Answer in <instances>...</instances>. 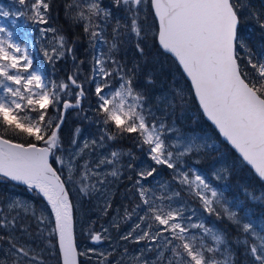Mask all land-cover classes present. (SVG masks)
Segmentation results:
<instances>
[{"label":"snow or ice","instance_id":"snow-or-ice-1","mask_svg":"<svg viewBox=\"0 0 264 264\" xmlns=\"http://www.w3.org/2000/svg\"><path fill=\"white\" fill-rule=\"evenodd\" d=\"M148 2L158 25L154 31L141 17L146 0H113L125 13V22L116 19L114 24L112 11L102 7L100 0H66L63 9L69 27H81L88 38L91 57L86 75L85 60H78L75 54L76 41L50 23L53 0H13L15 10L0 4V183L22 186L45 202V209L38 211L27 200L0 193V229L7 230L0 241L8 244L0 264H45L44 250L37 251L16 235L19 230L32 238L28 225L18 223L29 216L36 221V239L47 241L49 250L58 248L61 264H81L80 257L89 261L96 257L95 264H236L234 246L243 247L246 264H264V220L257 224L240 202L234 207L244 215H238L223 200V193L186 161L212 145L195 135L177 134L171 139L167 134L175 129L155 117L149 96L135 83L139 63L129 68L117 58L121 46L132 41L144 57L142 42L151 31L162 52L174 59L190 81L203 115L238 153L240 163L250 166L264 181V59H254L238 34L244 18L255 20L264 29V13L256 11L251 0ZM20 20L40 26L41 40L48 43L43 56L50 64L72 60V69L64 78L53 79L34 63L36 49L28 32L17 23ZM238 47L245 50L244 57L238 54ZM85 83L93 87L95 98L87 110L83 107L89 95ZM147 83H153L150 74ZM177 98L183 101L182 90H174L171 99L159 98L158 105L174 109ZM69 109L78 110V117L99 126L98 138L81 140L83 130L77 127L65 146L61 131ZM133 133L152 163L135 170L136 178L127 190L136 201L131 209L125 206L123 217L116 211L124 221L136 218L119 240L143 247L131 252L124 247L118 259H114L117 248L111 243L105 250H80L76 209L67 185L77 184L84 197L98 193L104 200L101 214L107 215L112 208L105 189L107 177L118 178L121 167L134 170L132 163L121 165V157H136L120 150H112L94 164L84 157L105 147V141ZM106 166L110 171H101ZM160 166L171 170L170 180L157 179ZM182 192L198 200L200 209L191 208ZM203 213L225 217L237 235L230 239L227 230L208 227ZM117 217L111 227L118 230ZM86 232L93 245L111 241L109 228L103 225L100 231L90 226ZM50 237L55 238V245Z\"/></svg>","mask_w":264,"mask_h":264},{"label":"trees","instance_id":"trees-1","mask_svg":"<svg viewBox=\"0 0 264 264\" xmlns=\"http://www.w3.org/2000/svg\"><path fill=\"white\" fill-rule=\"evenodd\" d=\"M66 0H53L52 6V19L50 21L53 27L61 29L67 34L71 40L76 41V56L78 60H85L83 69L85 75L88 72L89 64L87 61L91 57V52L89 51V42L87 36L83 33L82 28L78 26L69 27L68 22L65 19L63 4ZM102 7L108 8L112 11L113 19L112 23H115L116 19H120L121 23L125 22L124 15L120 8H116L113 4V0H100ZM251 4L256 11L264 13V4L259 0H251ZM148 13L153 20L154 29L157 23L154 19L151 7H148ZM108 34L110 38L111 26L108 28ZM239 36L243 40L244 44L248 49L251 50L254 59H264V29H260L255 20L250 18L242 19V23L239 29ZM44 40H41V44ZM40 41L37 42V50ZM153 51H156L157 55H151V53L145 52V56L141 57L135 50L134 41L126 42L121 46V50L118 53V59L127 63V66L131 68L133 63H139L140 70L137 73V79L135 83L142 84V90H145L150 98V102H154V97L159 98L167 96L171 99L174 95V90H182L184 99L181 101L179 98L175 101V108H167L164 111L167 114V120L173 123L175 131L173 134L177 136L187 135V136H199L207 139V143L212 145V147L204 150L199 156H189L186 157V161L189 165L196 166L201 174L206 176L208 181L216 188L218 191L223 193V200L229 202L228 206L234 211H238V215L243 216L244 211H240L234 207L236 202H240L248 213H250L257 224L261 220H264V184L252 173V171L246 166L242 165L239 161V157L234 153V151L229 148L219 137L218 133L208 123L198 105L195 102L193 92L191 90L189 82L182 75L181 70L173 59L165 55L158 47L155 39L150 45ZM146 50V48H145ZM238 54L241 57L245 56V50L242 48L237 49ZM41 52L38 56L42 63V68L45 69L50 77L53 79L58 78L57 71L70 72L72 68V62L70 59L66 61H58L55 66L50 64ZM243 64L244 61L242 60ZM52 72V73H51ZM147 72L151 75L153 83L148 84L145 76ZM64 73V77L66 75ZM86 91L88 92V99H86L87 108L90 105H94L95 98L91 95L93 87L85 83ZM85 101H83V107L85 108ZM87 108H85L87 110ZM78 110L69 109L65 122L62 126L61 136L65 140V146L68 145L67 137L70 136L72 130L75 127L81 126L85 120L74 115L77 114ZM51 115H55L52 110H50ZM88 115H92L89 111ZM92 128H97L99 133V126L92 124ZM114 149L120 150L122 152H131L135 160L127 155L121 157V165L126 166L128 163L134 165V170H129L127 167H121V175L117 178V182L114 185V205L123 213V209L127 206L129 209L133 206L135 201L134 193L127 191L131 188L135 180V170H139L143 166L151 165V161L148 160L146 153L141 150L138 146V138L135 133L124 134L123 137L118 138L116 141H112L111 144ZM195 160H199V163H194ZM216 164H222L223 168L219 173V179L214 175H211V171L216 167ZM235 165V166H233ZM227 167L228 172H224L223 169ZM160 175L157 179L170 180L171 170L166 167H158ZM129 176L132 180H129ZM151 181L152 178H149ZM174 187H179L178 185ZM23 188V187H21ZM24 189V188H23ZM252 194L256 197H261V199L253 200ZM35 194V193H34ZM40 200L44 201L39 197ZM209 226L215 227L217 229L227 230L229 237L234 238L237 235L234 225L223 216L217 219L215 215H208L205 221ZM78 243V242H77ZM80 248V243H79ZM236 252V264H246L243 247L235 248ZM81 261V260H80ZM81 264L83 262L81 261Z\"/></svg>","mask_w":264,"mask_h":264},{"label":"rangeland","instance_id":"rangeland-1","mask_svg":"<svg viewBox=\"0 0 264 264\" xmlns=\"http://www.w3.org/2000/svg\"><path fill=\"white\" fill-rule=\"evenodd\" d=\"M259 1H261L264 4V0H259ZM0 4H4V5L8 6L9 8H11V10H15V7L13 6V0H0ZM148 7H151V6H150V3L148 2V0H146L145 6L142 7L141 17H142L143 22L145 23V26L151 27L152 30L154 31L155 29H154V25H153V20L151 19L150 14L148 13V10H147ZM120 10H122V13H123L124 19H125V13H124L123 8H120ZM17 23L23 27L24 31L28 32L30 38L33 41V46L36 49V52L34 53V55L36 57L34 63H38L40 66H42V63H41L40 59L38 58L41 51L37 50V42L40 41L38 48H41L40 50H42V51L45 47H48V43H47V41L44 40V43L41 44V37H40V32H39L40 26L32 25L29 22H26L24 20H20ZM49 35H51V34H49ZM70 40H71V38H70ZM153 40H154V37L152 35V32L149 31L147 39L144 40L142 42V44L144 46V49L146 48L145 52L151 53V55H155V54L157 55L156 51H153L152 48H150V45H152ZM41 55H43L42 52H41ZM68 59H70V58H65L63 61H66ZM71 62H72V60H71ZM57 73H58V78H56V80H59V79L64 78V73H66V72H62V71L58 72L57 71ZM48 75H49V73H48ZM148 75H149V73L147 72V74L145 76L146 80H147ZM141 85L142 84H138V86L142 89ZM159 98H161V96ZM159 98L154 97V102H150V106L152 107V111L154 112L155 117L162 118L169 127L175 129L173 126V123H171L170 121L167 120V114L164 111V105L163 104L158 105ZM85 108H87L86 101H85ZM74 117H76L75 120L77 121V117H78L77 114L74 115ZM90 125H91V123H89L88 121H85L81 126H79L83 130L82 134H81V140H83L84 138H88V139L98 138V136L100 134V133H98V129L95 127L92 128V127H90ZM75 128H77V127H75ZM74 129L72 130L70 136L67 137L68 142L71 139V136H72ZM167 135L173 140L176 138V135L173 134V132L168 133ZM64 142H65V140H64ZM65 143H67V142H65ZM111 144H112V141H105V147L97 148L95 150V152H93L91 155L86 154L84 159H88V160L92 161V163L94 164L101 156L108 155L112 150H116V149H114V147ZM83 162H84L83 160L80 161L81 164H83ZM191 166L200 172V170L196 166H194V165H191ZM222 168H223L222 164H216V167L211 171V175H214V173H215L216 175H214V176L216 177L217 175H219ZM101 171H105V172L110 171V166H106V167L102 168ZM107 180L109 181V183H107L105 185V189H106L107 194L110 197L111 203H112V208L109 210L107 215L101 214L103 206H104V200H103V198H101V196L98 193H93L90 196L84 197V196H81V194L79 193L77 184L69 183L67 185V187L69 188L70 198L73 200V203H74L75 209H76L74 211V217H75V221H76L75 231H76V235H77L78 245L80 243V250H83L87 247H97L100 250H105V249H108L109 243H111L113 246H115L117 248V253H116V256L114 259H118L119 253L123 251L124 247H127L131 252L133 250H138L139 248L143 247V244L137 245V244H132V243H129L126 241H120L119 240L120 235L131 230L133 224L136 222V218L133 217L131 220H128V221H124L122 219H119V217H123V213L121 211H119V217H117V211L116 210L118 208L116 207V205H114V195H115L114 185L117 182V178H113V177L109 176V177H107ZM211 186L213 187L212 184H211ZM0 193L10 194L12 196L19 197L23 200H27L38 211L45 209V203H43L40 200L38 195L33 194V195L29 196L26 194V192L23 188L13 187V185L10 182L0 183ZM181 195L184 196V198L189 201V206L191 208L200 209V205H199L198 200L191 198V197H188L186 195V193H184V192H182ZM200 212H202V210H200L198 212V215L200 214ZM49 213H50L49 210L45 211L46 215H48ZM207 216H208L207 213H203L204 222L206 221ZM114 217H117V219H119L120 226H119L118 230L116 228L111 227V224H112ZM18 223L28 225L29 231L33 233V236L31 239H29L28 236L22 235V233L19 230L16 232V235L18 237H21L23 242L30 244L37 251H40L41 249H43L44 251H43L42 255H43V259L45 261V264H61L60 260L58 259V248H51L49 250L48 245H47V241L36 239L35 233L37 231V225H36V221L31 216L22 218L20 221H18ZM101 225L109 228V233L111 235V241H105L103 244H100V245H93L91 243V241H89L86 238V236H87L86 230L90 226H94L96 231H100ZM206 225L208 227H212V225L209 226L207 223H206ZM50 227H51V225H49V228ZM0 235L6 236L7 230L0 229ZM46 235H47V233H46ZM49 239H51V242L53 245L56 244V240L54 237H50ZM7 248H8L7 242L6 241H0V250H2V251H0V260L6 258L4 254L6 253ZM149 255L151 256L153 254H149ZM80 260L83 262V264H95L96 257H92L91 261L87 260L85 257H80Z\"/></svg>","mask_w":264,"mask_h":264},{"label":"water","instance_id":"water-1","mask_svg":"<svg viewBox=\"0 0 264 264\" xmlns=\"http://www.w3.org/2000/svg\"><path fill=\"white\" fill-rule=\"evenodd\" d=\"M153 15H154V13H153ZM158 26V25H157ZM158 44V43H157ZM159 46V45H158ZM168 55V54H167ZM170 56V55H169ZM171 57V56H170ZM172 58V57H171ZM173 59V58H172ZM186 78V77H185ZM186 80H187V78H186ZM188 81V80H187ZM189 82V84H190V81H188ZM191 86V85H190ZM193 95H194V93H193ZM194 99H195V96H194ZM195 102H196V104L198 105V101L195 99ZM198 107H199V105H198ZM200 109V108H199ZM200 111H201V109H200ZM201 113H202V111H201ZM202 115H203V113H202ZM203 117H204V119L208 122V123H210L211 125H212V127L215 129V131L218 133V135H219V137H220V139L228 146V147H230L234 152H235V150L226 142V140L219 134V132H218V130L215 128V126L211 123V121H209L204 115H203ZM236 153V152H235ZM236 155L238 156V153H236ZM239 157V156H238ZM251 171H252V173L259 179V177L254 173V171L250 168V166H247ZM260 180V179H259ZM261 181V180H260ZM263 184H264V181H261ZM29 193V192H28ZM29 194H33V193H29ZM50 210V209H49Z\"/></svg>","mask_w":264,"mask_h":264}]
</instances>
